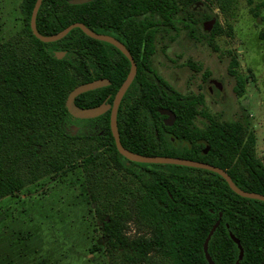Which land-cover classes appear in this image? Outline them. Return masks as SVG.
I'll return each mask as SVG.
<instances>
[{"label":"trees","instance_id":"16d2710c","mask_svg":"<svg viewBox=\"0 0 264 264\" xmlns=\"http://www.w3.org/2000/svg\"><path fill=\"white\" fill-rule=\"evenodd\" d=\"M34 3L21 2L31 46L20 50L17 40L0 44V198L48 173L80 165L91 182L90 200L107 250H124V257L132 264L146 260L150 252L170 264H208L203 242L218 219L208 244L215 264H233L238 256L230 232L244 249L239 264H264L263 201L239 196L221 176L205 169L126 163L110 132L109 110L82 120L92 129L100 125L103 135H89L83 128L72 134L67 129L71 115L65 100L69 91L80 83L107 78L109 85L78 95L75 104L93 107L106 99L111 103L130 64L111 44L93 39L79 28L59 40L40 41L29 25ZM178 11L176 0H91L82 4L42 0L36 28L42 35H51L73 22H82L125 45L137 67L117 112L120 142L126 149L206 162L226 170L239 188L264 194V163L255 155L253 131L241 121H221L202 111V94L180 93L152 67L155 38L174 25ZM56 51L65 55L58 59ZM230 65L236 66L237 60L231 59ZM235 77V91L241 95L244 83ZM159 108L174 112L171 126L163 124ZM198 114L206 117L203 127L194 123ZM78 137L110 143L114 162L140 184L138 194H133L135 210L123 209L121 199L110 200L116 193L124 198V191L129 193L130 189H109V182L104 187L102 176L95 173L99 154L91 152L79 163L75 161L80 150L72 149L70 143ZM206 146L209 150L204 153ZM131 215L151 229L149 238L132 239L125 234Z\"/></svg>","mask_w":264,"mask_h":264},{"label":"rangeland","instance_id":"374dc122","mask_svg":"<svg viewBox=\"0 0 264 264\" xmlns=\"http://www.w3.org/2000/svg\"><path fill=\"white\" fill-rule=\"evenodd\" d=\"M176 1L179 11L174 25L155 38L153 69L180 93L202 94L200 108L212 117L247 125L255 136V155L264 163V0H228L225 5L221 4L226 0ZM21 2L0 0V44L17 40L20 50L31 46ZM233 58L237 60L234 67L230 65ZM235 75L244 83L241 95L235 91ZM74 122L89 135H103L100 125L92 129L82 120ZM206 122L202 114L194 119L198 127ZM70 147L80 150L77 163L91 152L99 154L95 173L102 176L104 187L109 182V189H130L124 191V198L116 193L110 200L121 199L125 210L137 208L133 194H138L140 184L114 162L107 140L78 137ZM90 183L78 165L48 173L1 197L0 264H132L124 250H107L90 200ZM124 232L132 239L152 235L134 215L126 221ZM136 264L170 263L150 252Z\"/></svg>","mask_w":264,"mask_h":264},{"label":"water","instance_id":"95a60500","mask_svg":"<svg viewBox=\"0 0 264 264\" xmlns=\"http://www.w3.org/2000/svg\"><path fill=\"white\" fill-rule=\"evenodd\" d=\"M91 0H69V3L71 4H82L89 2ZM42 3V0H35V3L33 5V8L31 10L30 14V20H29V25L32 34L39 39L42 42H53L56 40H59L63 38L70 30L74 28H79L81 31L86 34L87 36L99 40V41H104L107 42L111 45H113L115 48H117L129 61V70L128 73L117 89L112 102L111 103H106V101L100 103L97 106L93 107H80L75 104V98L87 91L94 90L97 88H101L104 86H107L110 84V81L107 78H98L94 79L88 82L80 83L76 85L73 89H71L66 97L65 100V107L68 111V113L73 117V118H78V119H92L96 118L102 114H104L106 111L109 110V128L111 135L114 140V144L116 147V150L118 153L124 158V161L126 163L128 162H136V163H148V164H174V165H182V166H188V167H194V168H200V169H205L214 173H217L219 176H221L228 184L230 189L238 194L241 197L245 198H251V199H256L264 202V194L257 193V192H252V191H245L241 188H239L231 179L229 174L226 172V170L214 166L212 164L202 162V161H196L192 159H187V158H181V157H172V156H161V155H142L139 153H135L133 151H130L126 149L120 142V137H119V132H118V126H117V112L119 108V104L121 102V99L130 86L131 82L133 81L135 74H136V63L130 54V52L127 50L125 45L118 40L117 38L113 37L112 35L104 34V33H98L95 32L94 30H91L88 28L84 23L82 22H73L69 25H67L65 28L62 30L51 34V35H42L38 32L36 28V16L38 13V9ZM65 55L64 51H56L55 56L58 59H61ZM218 87V86H217ZM220 89V87H218ZM158 112L161 115H164L165 117L163 118V124L165 126H171L174 121H175V114L171 110L165 109V108H159ZM73 128V134L76 133L77 127L72 126ZM209 150V147L206 146L204 149V153H206ZM219 224V219L215 222V224L211 227L209 230L208 234L206 235L204 242H203V252L204 256L208 262V264H215L214 260L210 256L208 252V244L209 240L216 230L217 226ZM230 238L232 241L235 243L237 250H238V256L236 260L234 261L233 264H239L241 260L244 257V249L243 246L240 242V240L231 232L229 233Z\"/></svg>","mask_w":264,"mask_h":264},{"label":"flooded vegetation","instance_id":"af4514ba","mask_svg":"<svg viewBox=\"0 0 264 264\" xmlns=\"http://www.w3.org/2000/svg\"><path fill=\"white\" fill-rule=\"evenodd\" d=\"M112 46H113V45H112ZM113 47H114V46H113ZM116 49H117V48H116ZM117 50H118V49H117ZM118 51H119V50H118ZM106 100H107V99H106ZM106 100H105V101H106ZM164 117H165V116H164ZM75 120L77 121V120H83V119L73 118V117L71 116V119H70L69 123L67 124V129L70 128V129H71V133L73 132V128H72V126H75V125H74V123H75L74 121H75ZM73 122H74V123H73ZM76 127H77V129H79V130L82 128V126H76Z\"/></svg>","mask_w":264,"mask_h":264}]
</instances>
